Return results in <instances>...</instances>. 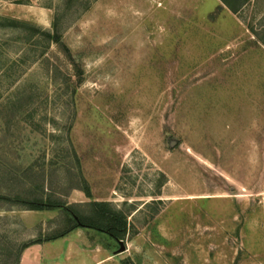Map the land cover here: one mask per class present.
<instances>
[{"label": "rangeland", "instance_id": "1", "mask_svg": "<svg viewBox=\"0 0 264 264\" xmlns=\"http://www.w3.org/2000/svg\"><path fill=\"white\" fill-rule=\"evenodd\" d=\"M42 172L125 238L52 239L65 207L10 203ZM34 240L23 264H264V0H0V248Z\"/></svg>", "mask_w": 264, "mask_h": 264}, {"label": "trees", "instance_id": "2", "mask_svg": "<svg viewBox=\"0 0 264 264\" xmlns=\"http://www.w3.org/2000/svg\"><path fill=\"white\" fill-rule=\"evenodd\" d=\"M46 34V33H45ZM50 35V34H49ZM49 35H45L50 38ZM56 37H53V40L55 41ZM45 174L42 172V174L39 176L41 178V194L33 193L31 199H22L19 196L14 197L10 203L11 205L18 206L20 208H23L28 211H52L56 209H61L65 207V210L67 211V227L62 230L61 232L57 233L54 238L52 239H58L65 234L71 232L72 230L76 228H87L92 229L101 233L106 234L113 240H123L127 234L126 230V219L121 215L114 211H112L110 208L107 207V205L102 203H92L91 204V213L90 215H85L81 212L74 211V206H65V203H62L58 200H53L55 198H47L42 195L47 196V194L43 191L44 185L48 186V180H46ZM46 180V182H45ZM34 195V196H33ZM34 244H40V240H34L27 243H22L17 246V248L12 252V250H4L5 248H0V254L4 252V256L6 257H12L14 256L15 259L12 264H19L22 253L29 248L30 246ZM0 264H6L5 262H2Z\"/></svg>", "mask_w": 264, "mask_h": 264}, {"label": "crops", "instance_id": "3", "mask_svg": "<svg viewBox=\"0 0 264 264\" xmlns=\"http://www.w3.org/2000/svg\"><path fill=\"white\" fill-rule=\"evenodd\" d=\"M27 250V249H26ZM26 250L23 252V254H22V257H21V260H20V264H23L24 263V259H25V253H26Z\"/></svg>", "mask_w": 264, "mask_h": 264}]
</instances>
